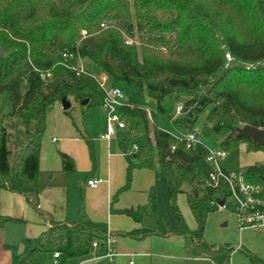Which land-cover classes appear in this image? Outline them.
Wrapping results in <instances>:
<instances>
[{"label":"trees","instance_id":"16d2710c","mask_svg":"<svg viewBox=\"0 0 264 264\" xmlns=\"http://www.w3.org/2000/svg\"><path fill=\"white\" fill-rule=\"evenodd\" d=\"M83 58L111 85L154 104L149 113L131 102L117 108L124 125L115 134L126 160L119 191L128 188L134 168L161 173L178 222L170 230L202 239L206 215L229 196L228 186L207 185L212 166L203 149L187 148L159 126V116L184 132L205 113L200 130L215 146L264 150L237 133L245 124L264 129V0H0V188L26 196L40 191V141L50 104L63 96L85 108L102 104L105 92L94 74L80 70ZM60 157L64 171L74 170L67 154ZM236 171L264 186V161ZM180 193L196 223L192 230L176 203ZM121 212L140 223L125 234L167 231L151 201ZM16 220L0 216V224ZM103 235L81 208L79 220L52 221L28 240L33 247L16 264H36L34 254L45 245L63 261L83 256ZM243 251L251 264H264Z\"/></svg>","mask_w":264,"mask_h":264},{"label":"crops","instance_id":"0c3cea01","mask_svg":"<svg viewBox=\"0 0 264 264\" xmlns=\"http://www.w3.org/2000/svg\"><path fill=\"white\" fill-rule=\"evenodd\" d=\"M59 101L47 108L40 141V191L26 196L0 188V216L17 219L0 224V227L12 226L5 227L0 233V264H16L33 247L28 240L41 235L52 221L70 224L79 220L81 208L100 231L113 237L111 247L114 254L108 256L107 248L100 245L92 247V251L86 255L63 261L59 256H54L55 249L45 245L34 254L36 264H251L244 254L245 249L264 262V226L240 228L234 207L227 214H221L220 227L230 226L227 230L208 228V217L212 213L209 212L200 240L189 234L172 232L170 229L178 226V223L166 226L163 222L167 230L164 234H125L138 228L140 223L121 210L135 209L149 201L157 207L154 202H157L158 194L164 195L166 181L160 179L161 173L153 169L134 168L128 188L119 191L125 183L126 160L118 146L116 134L105 138L106 120L102 119L99 124L91 120L78 122L62 108ZM70 103L71 107L74 101L70 100ZM241 145L244 148L239 152L248 158L247 164L241 168L264 161L263 151H248L244 143ZM60 153L71 158L74 170L62 169ZM219 164L225 169L222 162ZM89 179L100 181L96 186H90L87 183ZM152 186L154 189L150 194ZM180 194L186 197L185 193ZM181 201L184 221L192 230L196 226L195 220L187 202ZM21 244L23 246L19 249Z\"/></svg>","mask_w":264,"mask_h":264},{"label":"built area","instance_id":"2783aa9c","mask_svg":"<svg viewBox=\"0 0 264 264\" xmlns=\"http://www.w3.org/2000/svg\"><path fill=\"white\" fill-rule=\"evenodd\" d=\"M101 25L103 27L106 26L105 22H102ZM81 34L84 35L85 30H82ZM225 55L229 60V55ZM79 67L80 70H83L82 66ZM95 78L105 92L101 107L105 110L106 116V132L104 137L108 138L115 133L118 127H123L124 121L119 117L117 108L129 101H127L126 93L120 86L109 84V77L106 73L101 72L95 75ZM146 109L149 113V108ZM177 109H179V105ZM177 136L184 140L187 148L201 147L203 149L205 160L212 166L207 185L218 187L221 181L228 186L229 196L226 199L229 198L233 201L238 226L240 228L264 226V186L260 183L248 181L241 171L223 169L219 161L225 158L226 151L213 144H205L198 126H194L188 131L180 132ZM136 148L137 145L133 144L128 151H134ZM99 181L100 179H89L87 183L90 186H96ZM226 199L216 203L217 210L225 208ZM103 236L102 242L98 238H94L92 240V247L96 248L102 243L107 248V255L111 256L114 254V249L111 247L113 237L107 232ZM54 256H58V251L54 252Z\"/></svg>","mask_w":264,"mask_h":264},{"label":"rangeland","instance_id":"374dc122","mask_svg":"<svg viewBox=\"0 0 264 264\" xmlns=\"http://www.w3.org/2000/svg\"><path fill=\"white\" fill-rule=\"evenodd\" d=\"M80 64L83 68L89 70L94 75H98L100 73L98 66L89 58L81 59ZM126 99H127V101L134 102L135 104L146 106L147 108H149V110L154 109V104L152 102L148 101L147 99H137V98L133 97L130 93H126ZM67 110H68V112H70V115L72 116V118L78 122H80V121L85 122V121L91 120L95 124H97V123L99 124L100 121H102V119L106 120L105 119L106 118L105 110L99 106H90V107L85 108V107L80 106V104L78 102H74L72 104V106L69 107ZM204 117H205V113H203L200 116V118L198 120V126L201 127V124L204 120ZM158 124L160 127L164 128V129H166V130H168L174 134H179L181 132L178 128H176L173 125L172 121L167 116H164V115L159 116ZM202 140L207 145L213 144V141L211 139L206 138L204 136H203ZM242 147L243 146L241 145V146H239V148H230V149L226 150L225 158L219 161V162H222L225 169L233 170V169L241 168V166H244L245 164H247L245 162L248 160V158L245 157V154H242L239 152L240 149H242ZM196 148L202 149L200 147H196ZM245 150H247V148H245ZM248 151H252V152L263 151L264 152V150H261V149H251ZM160 179H165V181H166L165 176L162 174L160 175ZM163 185H164V180H163ZM183 189L187 190V185H183ZM181 199H183L184 203L186 204L185 195L179 194V198H178V196L176 198V203L179 207L180 212H181L180 203H183L181 201ZM154 203H156L158 210L162 214L163 222L166 224V226L177 225L178 222H177L176 216H175L174 212L172 211L170 204L167 200L166 191L164 192L163 196L162 195L160 196V194H158L157 202L155 201ZM225 204H226L225 209H223L221 211L212 212L210 214V216L208 217V219H209L208 220V228H211V229L216 228V229H221V230H227L230 228V226L229 227L228 226L220 227V224H221L220 218L222 217L221 214H227L229 212L228 210H232V208L234 207L233 201L229 198L225 201ZM181 214H182V212H181ZM182 216H183V214H182ZM224 221L225 220H222V222H224ZM11 225H13V224H11ZM5 227H12V226L7 225V226L0 227V233L2 231H4L3 229H5ZM8 235H12V234H8ZM0 241H2L1 236H0ZM16 250H18V246H17Z\"/></svg>","mask_w":264,"mask_h":264},{"label":"water","instance_id":"95a60500","mask_svg":"<svg viewBox=\"0 0 264 264\" xmlns=\"http://www.w3.org/2000/svg\"><path fill=\"white\" fill-rule=\"evenodd\" d=\"M60 103L63 109H68L71 105L70 100L66 99L64 96L61 97ZM86 100L81 101V104H85ZM238 135H242L244 137H249L254 143L259 146L264 145V129L260 127H255L249 124H245L242 127L237 129ZM23 245H19V249Z\"/></svg>","mask_w":264,"mask_h":264}]
</instances>
